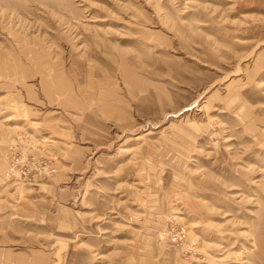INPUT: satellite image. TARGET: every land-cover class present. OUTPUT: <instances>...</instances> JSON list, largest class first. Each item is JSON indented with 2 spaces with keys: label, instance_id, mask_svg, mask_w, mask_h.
Masks as SVG:
<instances>
[{
  "label": "rangeland",
  "instance_id": "374dc122",
  "mask_svg": "<svg viewBox=\"0 0 264 264\" xmlns=\"http://www.w3.org/2000/svg\"><path fill=\"white\" fill-rule=\"evenodd\" d=\"M0 264H264V0H0Z\"/></svg>",
  "mask_w": 264,
  "mask_h": 264
}]
</instances>
